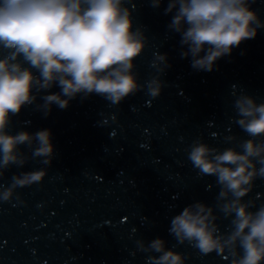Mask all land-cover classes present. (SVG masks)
<instances>
[{
    "label": "clouds",
    "instance_id": "9594fccd",
    "mask_svg": "<svg viewBox=\"0 0 264 264\" xmlns=\"http://www.w3.org/2000/svg\"><path fill=\"white\" fill-rule=\"evenodd\" d=\"M162 2L151 0L153 7ZM254 2L168 0L165 14H173L168 29L180 35L182 57H191L198 71H212L218 59L264 28L251 7ZM127 4L128 0H0V177L10 166L28 162L22 146L31 151L32 159L51 165L50 129L9 132L12 117L26 106L35 105L48 115L53 105L66 109L78 95L96 94L119 105L145 87L152 97L161 94L160 76L170 67L167 54H155L158 74L142 85L134 69L147 38L142 28L134 27ZM53 87L60 91L51 92ZM234 108L248 139L226 136L225 142L235 146L223 150L198 139L188 153L201 175L215 177V206L201 201L185 206L171 218L169 234L202 254H227L231 264H264V205L251 211L255 201L243 199L254 181L264 178V102L241 93ZM46 175V168L14 174L9 186L0 184V201H11L17 188L39 184ZM216 209L230 218L226 232L221 233L216 223ZM136 243L146 253H159L149 256L151 264H185L184 255L166 248L161 237Z\"/></svg>",
    "mask_w": 264,
    "mask_h": 264
}]
</instances>
